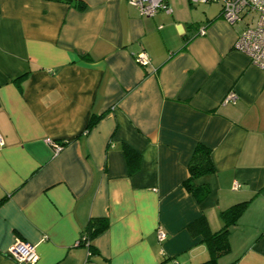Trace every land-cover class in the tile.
<instances>
[{"label": "crops", "instance_id": "0c3cea01", "mask_svg": "<svg viewBox=\"0 0 264 264\" xmlns=\"http://www.w3.org/2000/svg\"><path fill=\"white\" fill-rule=\"evenodd\" d=\"M166 3L0 0V264L18 239L34 264H198L208 243L189 225L217 232L244 201L217 264H264V70L219 3ZM47 139L66 143L55 155ZM198 144L213 165L193 180L200 202L184 184ZM94 219L107 226L88 250Z\"/></svg>", "mask_w": 264, "mask_h": 264}, {"label": "built area", "instance_id": "2783aa9c", "mask_svg": "<svg viewBox=\"0 0 264 264\" xmlns=\"http://www.w3.org/2000/svg\"><path fill=\"white\" fill-rule=\"evenodd\" d=\"M134 6L140 14L151 16L157 11L169 12L170 8L166 0H126ZM192 4L197 3H219L220 15L229 24L244 22V27L233 42V48L245 54L251 64L264 70V0H190ZM206 29L201 26L197 34H205ZM134 60L141 66L149 64L146 53L141 52L134 55ZM237 94L229 91L223 98V102L234 103ZM51 146L53 154H57L63 147L62 143L52 139L46 140ZM3 139L0 135V146ZM87 246V243H85ZM7 255L16 264H34L36 253L34 246L22 240H16L7 250Z\"/></svg>", "mask_w": 264, "mask_h": 264}, {"label": "trees", "instance_id": "16d2710c", "mask_svg": "<svg viewBox=\"0 0 264 264\" xmlns=\"http://www.w3.org/2000/svg\"><path fill=\"white\" fill-rule=\"evenodd\" d=\"M78 7H82V3H77ZM100 116L92 119L90 125H93ZM89 128V127H88ZM65 145L66 141H58ZM124 154L127 164L130 168H135V164L139 159V155L135 153L130 147L124 146ZM213 171V165L210 157V150L202 144H198L191 156L188 164L189 176L184 182L186 188L195 195L196 200L200 202L207 194L208 190L204 186H194L193 180L202 175H206ZM247 205V201L239 202L231 205L230 207L222 210L220 216L223 220V226L217 232H210L208 230L207 221L204 216L195 220L189 225V229L199 228V231L203 235L204 239L208 243L209 257L207 260L198 264H217V259L223 253L229 250L228 233L229 227L233 225L240 215L244 212ZM107 226V223L103 219H94L90 221L87 226V230L81 235L79 243H87L88 250L91 248L90 239L95 235L103 231Z\"/></svg>", "mask_w": 264, "mask_h": 264}]
</instances>
